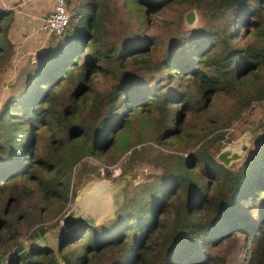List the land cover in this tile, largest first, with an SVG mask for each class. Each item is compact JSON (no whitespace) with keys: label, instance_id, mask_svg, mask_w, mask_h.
<instances>
[{"label":"trees","instance_id":"trees-1","mask_svg":"<svg viewBox=\"0 0 264 264\" xmlns=\"http://www.w3.org/2000/svg\"><path fill=\"white\" fill-rule=\"evenodd\" d=\"M66 1V31L28 58L0 111V264H264V129L227 164L233 138L216 128L264 101V0ZM1 21L0 74L15 56ZM148 130L160 145L202 143H152L162 174L112 220L46 227L101 165L145 160Z\"/></svg>","mask_w":264,"mask_h":264},{"label":"rangeland","instance_id":"rangeland-1","mask_svg":"<svg viewBox=\"0 0 264 264\" xmlns=\"http://www.w3.org/2000/svg\"><path fill=\"white\" fill-rule=\"evenodd\" d=\"M190 12L194 13L193 18L191 22L187 21V23L189 24V26L194 27L197 23H199V12L197 9H192L188 11L187 14ZM11 18L12 17H10L7 21H10ZM7 21L2 18V25L8 24ZM41 30L44 31L43 28H41ZM250 37L251 35L249 29L242 28L238 40L241 44H245L249 41ZM45 45L47 44L42 45L43 48L38 51L43 53ZM37 54L39 53L36 52L35 56H37ZM50 54L51 53H47L46 55H44L43 59H46L48 56H50ZM35 56L33 58L29 57L28 55L24 58L22 56H18L17 58H15L16 60L13 58L10 68H6L1 72L0 111L9 99L10 95L17 93L20 88H23L22 84L24 82L23 78L20 77V75L28 66L25 64L28 62V58H31V61H37V59H35ZM80 61H82V59ZM223 104L224 101L221 100V110L223 109ZM188 118L191 119L192 124H195L197 121H202L196 120L197 117L195 114L189 115ZM263 118L264 101L254 104L247 113L241 116V118L233 120L230 126L226 127L222 123L218 124L216 126V128H218L217 132L224 133L228 138H230L231 136V138H233L231 142L226 143L227 147H225L221 151L219 156L223 152H226L227 155L225 158L230 159L229 164L244 158L250 151L251 147L254 146V143L257 140L258 133L263 132ZM224 120L228 122L229 118L227 117V119ZM198 126H206V123L201 122L197 124V127ZM149 132L150 130H148L146 133H143L142 135L145 141L142 143L141 148L143 150L142 154H144L145 160L137 163L133 170H131L130 172L127 171L125 173L124 164L128 159V153H126L117 163L105 166L101 165V169L99 170L100 175L94 176L95 174H92V176L94 177L92 178L91 176L90 178H88V181L80 189L78 195L75 197V199H73V201H70L66 205L67 207L61 212V214H59L57 217H49V221L46 223V227H48V225L56 223L59 217L63 218V216L65 217L73 211L76 214H82L84 216L83 221L90 224L96 225L107 220H112L115 217L116 210L120 208L126 195H131L132 193H134V191L141 189L142 186L147 183L153 182L158 176L162 174L163 166L156 165L154 163V159L152 158L153 152H151L150 146H153L154 144V146L158 150H175V152L186 154V152L188 153L190 151H194L196 149V146L198 147L202 143L201 141L197 145L196 139L192 140L190 138L188 140L187 147L178 146L181 144L176 142L175 140H170L167 145H160L156 142H152L151 139H147L150 136ZM190 134L189 137H192V135ZM96 162L100 164L98 161ZM63 221L62 224L64 223ZM49 231L50 232L48 234V238L50 239V243H52L53 240L55 241L57 238L52 233V229H50ZM1 235H3V233ZM25 238H27V236L24 235L19 238V241H21L22 239L25 240ZM55 243H52L53 246ZM71 247L72 246L68 247L67 250H70Z\"/></svg>","mask_w":264,"mask_h":264},{"label":"crops","instance_id":"crops-1","mask_svg":"<svg viewBox=\"0 0 264 264\" xmlns=\"http://www.w3.org/2000/svg\"><path fill=\"white\" fill-rule=\"evenodd\" d=\"M54 2L55 0H0L1 18L7 21L12 17L7 22L10 24L9 37L16 50L14 59L27 55L33 58L43 48L42 45L48 44L50 37L41 28L53 10ZM74 214L84 218L82 214Z\"/></svg>","mask_w":264,"mask_h":264},{"label":"built area","instance_id":"built-area-1","mask_svg":"<svg viewBox=\"0 0 264 264\" xmlns=\"http://www.w3.org/2000/svg\"><path fill=\"white\" fill-rule=\"evenodd\" d=\"M70 23V13L66 0H55L54 8L46 18L42 26L49 37L51 35H63Z\"/></svg>","mask_w":264,"mask_h":264},{"label":"water","instance_id":"water-1","mask_svg":"<svg viewBox=\"0 0 264 264\" xmlns=\"http://www.w3.org/2000/svg\"><path fill=\"white\" fill-rule=\"evenodd\" d=\"M193 12H190L187 14V21L191 22L192 18H193ZM227 153L223 152L219 158L220 160H222L223 162L229 164L230 159H226ZM63 225L64 227L67 228H72L74 226L79 225L80 223L84 222L83 221V217L82 216H76L73 212H70L67 216H65L64 221H63Z\"/></svg>","mask_w":264,"mask_h":264}]
</instances>
